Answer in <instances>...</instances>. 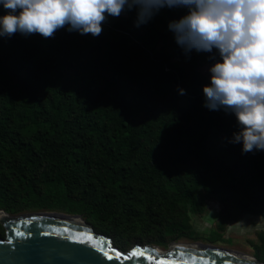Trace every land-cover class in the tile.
Here are the masks:
<instances>
[{
    "label": "trees",
    "instance_id": "1",
    "mask_svg": "<svg viewBox=\"0 0 264 264\" xmlns=\"http://www.w3.org/2000/svg\"><path fill=\"white\" fill-rule=\"evenodd\" d=\"M185 11L138 24L125 10L99 36H0L1 210L80 215L124 250L182 237L202 195L226 221L264 219V150L243 152L235 116L205 107L200 67L220 57L177 44L168 25Z\"/></svg>",
    "mask_w": 264,
    "mask_h": 264
},
{
    "label": "clouds",
    "instance_id": "2",
    "mask_svg": "<svg viewBox=\"0 0 264 264\" xmlns=\"http://www.w3.org/2000/svg\"><path fill=\"white\" fill-rule=\"evenodd\" d=\"M0 36L17 32L51 38L61 28L99 36L108 16L136 10L146 23L161 8L185 9L169 30L185 51L217 50L205 107L235 116L234 142L264 150V0H0ZM183 94V90H180Z\"/></svg>",
    "mask_w": 264,
    "mask_h": 264
},
{
    "label": "water",
    "instance_id": "3",
    "mask_svg": "<svg viewBox=\"0 0 264 264\" xmlns=\"http://www.w3.org/2000/svg\"><path fill=\"white\" fill-rule=\"evenodd\" d=\"M0 225L5 230V237L0 238V264H264L241 253L200 244L173 242L165 252L155 246L136 244L124 251L110 237L97 233L80 215H10L0 209ZM77 230L93 235L95 242L82 244L70 239ZM105 252L113 259L109 260Z\"/></svg>",
    "mask_w": 264,
    "mask_h": 264
},
{
    "label": "rangeland",
    "instance_id": "4",
    "mask_svg": "<svg viewBox=\"0 0 264 264\" xmlns=\"http://www.w3.org/2000/svg\"><path fill=\"white\" fill-rule=\"evenodd\" d=\"M210 66L211 64L203 63L201 64L200 70L205 72L207 75H210L209 72ZM202 202L203 205L205 206V210L201 214L190 215L191 227L189 230L182 231V233L180 234L182 237H180L179 239L169 241L165 246H159L152 243L141 244V245L155 246L160 251L165 252L168 251L169 245L173 242L178 244H200L203 246H212L220 249L231 250L237 253H241L256 258L258 261L264 262V233L261 232L255 233V236L252 238L249 237L250 236L249 234H242L240 233V231L242 228H244L243 226L245 225V223L244 224L241 223V221H243V220L240 221L241 218L238 220L226 221V219H223L224 218V213L222 211L223 206L216 199L202 195ZM208 210L210 212V216H213L218 221L215 220L209 221L207 219L206 220L203 219L200 221L195 219L196 216L199 217V219L205 218L204 216H206ZM37 212H56V213L66 214L64 212H59V211H43V210L27 211L21 214L37 213ZM249 215H253V217H255V215L257 214L250 213ZM194 220H196V223H194ZM244 220L246 219L244 218ZM128 250H124V251H128Z\"/></svg>",
    "mask_w": 264,
    "mask_h": 264
},
{
    "label": "crops",
    "instance_id": "5",
    "mask_svg": "<svg viewBox=\"0 0 264 264\" xmlns=\"http://www.w3.org/2000/svg\"><path fill=\"white\" fill-rule=\"evenodd\" d=\"M249 216H251V217H249ZM204 217L205 218L199 219V217L196 216L195 219L200 220V221L203 220V219H205V220L207 219L209 221L210 220L218 221L213 216H210L209 210L206 213V216H204ZM243 217L246 220H244ZM255 217H253V215H249V214L243 215L241 217L240 221L243 220V221H241V223H243V224L245 223V225L243 226V224H242V226L244 228L241 229L240 233H242V234H249L250 235L249 237H251V238L255 236V233H259V232L264 233V219L261 216H259V215H255ZM245 221H247V222H245ZM194 223H196V220H194Z\"/></svg>",
    "mask_w": 264,
    "mask_h": 264
},
{
    "label": "snow or ice",
    "instance_id": "6",
    "mask_svg": "<svg viewBox=\"0 0 264 264\" xmlns=\"http://www.w3.org/2000/svg\"><path fill=\"white\" fill-rule=\"evenodd\" d=\"M14 223L15 222H13L12 225H10V227L14 226ZM64 231L67 232L68 229H64ZM17 234L22 235L23 233H17ZM69 238L74 240L77 243H82V244L88 243L89 241H92L93 243L95 242L93 235L88 234V233H84L82 230H77L76 232H73L71 237H69ZM117 255H119V253H117ZM133 255H135V253H133ZM105 256H107L109 260L113 259V257L108 255L107 252H105ZM160 264H165V262L160 261ZM167 264H175V262L169 261V262H167Z\"/></svg>",
    "mask_w": 264,
    "mask_h": 264
}]
</instances>
